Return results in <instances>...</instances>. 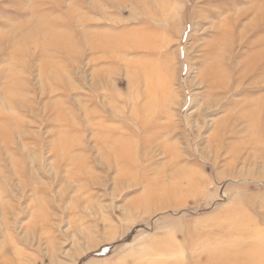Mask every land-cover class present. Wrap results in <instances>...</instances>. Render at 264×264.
I'll return each mask as SVG.
<instances>
[{
    "label": "rangeland",
    "instance_id": "1",
    "mask_svg": "<svg viewBox=\"0 0 264 264\" xmlns=\"http://www.w3.org/2000/svg\"><path fill=\"white\" fill-rule=\"evenodd\" d=\"M0 264H264V0H0Z\"/></svg>",
    "mask_w": 264,
    "mask_h": 264
}]
</instances>
